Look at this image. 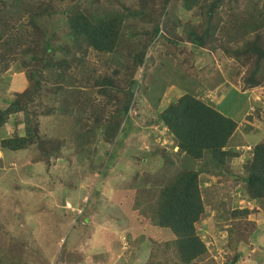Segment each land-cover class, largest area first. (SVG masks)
Instances as JSON below:
<instances>
[{
    "label": "rangeland",
    "instance_id": "rangeland-1",
    "mask_svg": "<svg viewBox=\"0 0 264 264\" xmlns=\"http://www.w3.org/2000/svg\"><path fill=\"white\" fill-rule=\"evenodd\" d=\"M120 1L109 9L122 11L123 6H141L139 0ZM174 5L179 7L176 12L181 23L177 30L179 35L185 24L201 22V16L184 11L179 0L170 2V7ZM255 5L264 14V0H256ZM237 6L235 11L239 13L255 8L245 0H239ZM26 9L17 10L26 12ZM230 14L224 9L219 14L224 22L219 23L215 36L218 41L212 44L215 51L209 50V46L197 50L193 46L196 51L192 53V45L187 42L180 53L168 45L167 49L175 51L170 53L175 55L173 58L165 54L163 46L147 52L146 57L153 61L130 71L138 83L148 85L153 96L160 92L158 103L153 106L146 92L137 95L129 111L132 118L129 123L137 130L126 136L118 134L108 143L103 141L101 133L105 134L108 122L114 123L116 101L109 88L97 85L91 78L98 76L121 88L130 72L127 68L109 66L103 57L91 52L86 62L94 65L95 70L86 79L71 65L64 68V79L58 76L61 70H45L34 74L28 83L23 71L34 70L24 69L16 61L9 62L7 70L0 74V108H6L8 99L13 101L16 93L24 91H21L24 83L23 89L28 85L38 87L42 114L38 135L47 141L44 150L35 147L34 152H15L8 163L4 162L0 150V227L5 228L6 233L7 229L8 233H15L13 237L18 239L19 247L29 252L26 256L30 264H41L43 260H47L46 264H147L151 262V255L160 256L164 243L172 242L175 237L166 229L146 226L147 222L131 208L136 191L133 185L142 182L149 170H162L164 177H173L191 166V162L186 163L177 152L176 143L165 127L157 123L155 111L187 92L240 122L230 147L243 154L236 161L218 167L214 164L213 168L211 163L193 162L195 169H206L198 177L204 214L195 224V230L205 244L207 255L195 264H264V199L250 198L245 184L235 179L242 175L244 158L249 157L243 151L252 148L256 133L263 128L264 81L257 88L243 89L241 81L248 67L224 54V45H235L228 41L234 33L227 23ZM27 19L24 15L17 24L24 25ZM65 20L62 14L50 18L49 33L62 41L70 40ZM1 24L4 28L12 26L17 33L23 30L13 25L11 13L0 14ZM17 39L24 42L23 48L28 45L25 42L33 40L28 36ZM155 39L156 42L161 39V30ZM238 43L241 45L242 40ZM145 69L147 75L142 77ZM19 73L21 81L12 82ZM70 78L75 88L67 84ZM60 87L75 92L80 104L71 96L64 104L57 95ZM103 89L104 95L101 94ZM148 119L153 120V125L146 126ZM22 120L21 113L12 116L5 129L0 130V138L5 135L4 130L8 136L15 130L22 134ZM12 123L20 126L13 128ZM92 127L97 132L89 133ZM258 138L261 140L262 134H258ZM57 144L63 148L56 158L39 161L42 151H55ZM135 175L138 178L134 182ZM234 210L241 214L231 216ZM19 230L24 231L21 238ZM168 256L171 261L164 264L175 260L173 252Z\"/></svg>",
    "mask_w": 264,
    "mask_h": 264
},
{
    "label": "trees",
    "instance_id": "trees-1",
    "mask_svg": "<svg viewBox=\"0 0 264 264\" xmlns=\"http://www.w3.org/2000/svg\"><path fill=\"white\" fill-rule=\"evenodd\" d=\"M30 1L0 0V14L5 16L11 13L13 25L16 26L17 20L24 15L28 18L24 25L17 24V27L23 29L20 33L12 26L4 28L2 24L0 25V74L7 70L9 62L16 61L24 69L30 68L35 71H23L27 82L34 74L45 70H61L58 76L63 77L64 68L71 65H74L86 79L95 70L94 65L86 62L91 52L95 56L103 57L107 65L124 66L129 72L152 62L153 60L149 61L146 57L147 52L152 53V50L155 51L162 46L165 47V54L172 58L175 55L170 53L175 52L174 50L180 53L187 42L192 45L190 48L192 53L206 46H209V50L215 51L216 48L212 44L218 41L215 36L219 23L223 21L219 14L224 9L226 13L231 12L227 23L234 29V33L229 36L228 41L235 42V45L232 47L224 45L222 48L225 55L232 57L241 66L248 67L247 74L241 81L243 89L257 88L264 81V14L257 9L259 6L255 5L256 0H245L249 6L256 9L247 8L244 13L235 11L239 0H179L184 11H193L201 16L200 23L185 24L182 33L180 32L182 35L177 32L181 24L176 13L179 7L177 5L170 7L172 0H139L141 5L139 8L123 6L122 11L109 9L112 6L115 8V4L120 3V0H41V4L40 0ZM18 8L27 9L26 12H20ZM56 14L66 16L65 22L70 33L68 41L56 39L55 34L49 33L50 18ZM160 30L161 39L156 42L155 37ZM250 35L252 36L249 37ZM26 36L33 40L30 43L25 42L28 45L23 48L24 42H19L17 38ZM239 40H242L241 45L238 43ZM168 45L174 50L167 49ZM217 45L220 47V44ZM193 46H196L195 51ZM130 72L124 80V87L121 88L114 86L110 80L98 76L91 78L97 85L109 88L116 101L114 123L108 122L105 134L101 133L104 142L116 139L118 134L126 136L137 130L129 123L132 120L129 111L135 105L137 95L146 92L153 106L158 103L156 99L160 92L153 96L148 85L138 83L134 73ZM146 75L145 69L142 77ZM67 84L75 88L73 78L68 79ZM37 88L26 86L23 92L15 94L16 98L13 101L9 102V99L6 101V108H0V130L5 129L12 116L20 113L23 115L21 124L23 133L19 134L15 130L12 136H8L4 130L5 135L0 138V150L6 163L10 162L15 152L27 150L34 152L35 147L45 149L43 145L47 141L38 135V121L42 114ZM101 94H105L104 89ZM57 95L64 104L69 96L77 98L75 92L61 87ZM76 102L79 103L77 99ZM155 111L157 123L165 127L176 143L177 152L183 155L186 163L191 162V166L173 177H164L162 170H149L142 178V182L133 185L136 191L131 208L147 222L146 226L166 229L175 237L172 242L164 243V249L162 253L159 251V257L151 255L153 264L171 261L169 252H173L175 258L172 264H195L200 259L204 260L207 249L195 230V224L204 214L202 189L198 177L206 169L199 171L194 168V163H211L213 168L214 164L218 167L239 159L243 155L242 152L230 147L239 122L226 117L189 92L166 107L156 108ZM152 121L148 119L146 126L153 125ZM262 122V131L256 133L252 148L247 153L243 151L244 154H249V157L244 158L242 175L235 178L236 182L245 184L250 198L255 200L264 199V119ZM18 126L20 124L12 123L13 128ZM248 130L249 128L246 134L249 140L251 136ZM92 132H97V129L92 127L89 133ZM258 134H262L261 140H258ZM59 144L56 145L55 151H42L39 161H42V158L46 161L56 158L63 148ZM145 153L146 151H143V154ZM13 159L15 160V157ZM137 178L138 175H135L133 181L135 182ZM240 214L239 210L231 212L233 217ZM23 232L19 230L20 238ZM13 235H15L13 231L8 233L7 229L6 233V229L0 227V264H30V259L26 256L29 252L19 247L18 239ZM2 236H5V239ZM46 261L43 260L41 264H46ZM151 262L147 261V264H152Z\"/></svg>",
    "mask_w": 264,
    "mask_h": 264
},
{
    "label": "crops",
    "instance_id": "crops-1",
    "mask_svg": "<svg viewBox=\"0 0 264 264\" xmlns=\"http://www.w3.org/2000/svg\"><path fill=\"white\" fill-rule=\"evenodd\" d=\"M20 78H21V77H20V74H19V75L17 76V78L14 79L12 82H15V80H16V81H21ZM24 86H25V83H24V85H23V87H22V90H23Z\"/></svg>",
    "mask_w": 264,
    "mask_h": 264
},
{
    "label": "clouds",
    "instance_id": "clouds-1",
    "mask_svg": "<svg viewBox=\"0 0 264 264\" xmlns=\"http://www.w3.org/2000/svg\"><path fill=\"white\" fill-rule=\"evenodd\" d=\"M20 74V73H19ZM24 77V76H23ZM25 79V78H24ZM25 81H26V79H25ZM24 90V89H23ZM23 90H21V91H23ZM239 124H240V122L238 123V126H239ZM247 151H249V150H247ZM247 153V152H246Z\"/></svg>",
    "mask_w": 264,
    "mask_h": 264
}]
</instances>
